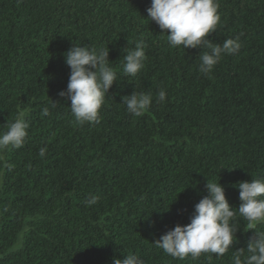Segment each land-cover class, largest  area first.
I'll return each instance as SVG.
<instances>
[{"label":"trees","instance_id":"trees-1","mask_svg":"<svg viewBox=\"0 0 264 264\" xmlns=\"http://www.w3.org/2000/svg\"><path fill=\"white\" fill-rule=\"evenodd\" d=\"M219 4L210 39L242 46L204 75V49L172 48L147 19L151 0H0V132L21 113L29 123L21 148L0 151V264H113L129 252L144 264H233L255 232L242 219L223 256L173 258L154 243L190 223L206 177L235 207L234 185L264 178V0ZM138 40L148 59L125 76L124 50ZM76 42L109 48L118 74L98 123L79 125L59 95ZM134 91L154 97L138 117L122 104Z\"/></svg>","mask_w":264,"mask_h":264},{"label":"clouds","instance_id":"clouds-1","mask_svg":"<svg viewBox=\"0 0 264 264\" xmlns=\"http://www.w3.org/2000/svg\"><path fill=\"white\" fill-rule=\"evenodd\" d=\"M219 7V0H151L147 19L154 21L162 33L167 34L172 48L204 49L198 57L199 72L210 75L225 55L238 53L242 46L239 37L227 38L223 43L210 39L218 31L221 21ZM145 48L144 41L138 40L134 48L124 50L122 73L125 76L135 77L145 67L148 59ZM109 53V48L97 50L76 42L64 54L70 77L66 91L59 95L70 98L69 108L79 125L99 122L106 97L114 83L119 82L117 71L110 65ZM166 98V91L161 89L155 100L162 103ZM153 100L151 93L134 91L124 96L122 104L126 105L128 113L138 117L151 107ZM56 105L53 102V106ZM41 115H49V108L44 107ZM6 125L7 131L0 132V151L21 148L28 137L29 123L21 113ZM46 151V148H40L39 155L43 157ZM206 178L208 194L195 204L190 223L177 224L154 242L156 246L179 259L191 257L195 260L206 253L223 256L237 239L242 219L245 221L244 231L255 232L246 248L234 252L233 264H264V229L258 227L264 225V178L234 185L240 190L239 207L229 203L221 179L216 182ZM98 200V196L92 195L87 204L91 207ZM113 264H144V261L129 252L124 259L115 258Z\"/></svg>","mask_w":264,"mask_h":264}]
</instances>
